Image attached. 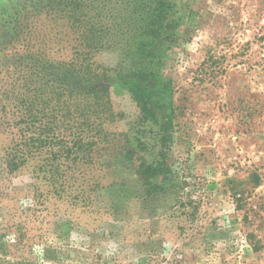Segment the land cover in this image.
<instances>
[{
  "label": "rangeland",
  "instance_id": "374dc122",
  "mask_svg": "<svg viewBox=\"0 0 264 264\" xmlns=\"http://www.w3.org/2000/svg\"><path fill=\"white\" fill-rule=\"evenodd\" d=\"M168 1L171 24L149 55L94 57L110 85L103 189L93 213L65 216L58 203L39 264H264V0ZM46 2L0 0L2 77L13 48L48 43L51 59L71 54ZM136 71L151 73L145 85L158 90L146 92L158 125L141 122V81L124 84ZM3 144L0 135V156ZM154 159L171 173L152 179L162 190L148 196L135 168ZM29 180L0 177V217L20 211Z\"/></svg>",
  "mask_w": 264,
  "mask_h": 264
},
{
  "label": "trees",
  "instance_id": "16d2710c",
  "mask_svg": "<svg viewBox=\"0 0 264 264\" xmlns=\"http://www.w3.org/2000/svg\"><path fill=\"white\" fill-rule=\"evenodd\" d=\"M44 9L60 22L59 34L71 44L64 43L61 51L71 54L51 59L50 44L24 45L13 48L4 77L0 71V177L10 181L27 173L33 189L15 200L20 211L11 208L9 218L0 217V251L5 253L0 264H39V254L50 246L48 218L62 211L58 203L66 206L65 216L78 208L93 213L96 193L103 189L101 158L110 143L106 125L111 106L106 72L94 57L119 51L126 62L133 55H149L154 41L166 36L174 5L168 0H47ZM150 74L136 71L124 84L141 81L143 92L133 96L141 122L158 125L146 95L158 91L145 85ZM135 169L148 196L162 190L152 179L171 173L161 159ZM242 197L237 207L244 205ZM51 199H56L52 210ZM33 223L38 224L32 228ZM256 237L254 231L247 233L259 249Z\"/></svg>",
  "mask_w": 264,
  "mask_h": 264
}]
</instances>
